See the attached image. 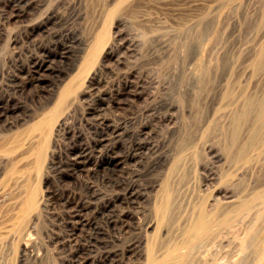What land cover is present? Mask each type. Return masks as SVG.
Wrapping results in <instances>:
<instances>
[{
	"label": "rangeland",
	"instance_id": "rangeland-1",
	"mask_svg": "<svg viewBox=\"0 0 264 264\" xmlns=\"http://www.w3.org/2000/svg\"><path fill=\"white\" fill-rule=\"evenodd\" d=\"M96 1L0 0V107L14 109L13 116L0 113V143L50 110L65 85L73 90L61 117L64 125L51 132L37 174L33 158L25 153L27 142L12 156L0 152V264H146L148 247L154 241L162 248L176 242L199 207L217 225L216 239L200 252L203 264H213L207 263L212 255L214 262L220 258L214 264H253V247L264 238V117H256L264 111V0ZM20 15L25 17L17 20ZM32 21H48L47 31H27ZM103 32L105 40L92 62V41ZM62 47L69 50L65 57ZM33 60L45 62L51 71L40 78L41 84L31 72ZM105 123L120 136L108 147L94 149ZM231 137L240 144L230 145ZM81 145L90 152L86 168L78 173L71 167L76 157L70 155ZM235 148L247 151L238 164L231 159ZM52 157L57 170L50 165ZM112 157L125 158L110 172L103 163ZM12 170L16 173L10 176ZM27 182L38 189V204L21 231L16 218ZM165 192L180 217L174 220L175 232L167 223L159 225L157 204ZM9 208L13 211L3 213Z\"/></svg>",
	"mask_w": 264,
	"mask_h": 264
},
{
	"label": "bare ground",
	"instance_id": "bare-ground-1",
	"mask_svg": "<svg viewBox=\"0 0 264 264\" xmlns=\"http://www.w3.org/2000/svg\"><path fill=\"white\" fill-rule=\"evenodd\" d=\"M98 1V0H97ZM96 1V2H97ZM17 2V1H16ZM100 2V1H99ZM133 3V2H132ZM20 4L21 3H19V7H21L20 6ZM17 6H18V4H17ZM102 7V6H101ZM99 8V7H98ZM110 8V7H109ZM133 9H134V7H133ZM29 10V9H28ZM31 10V9H30ZM19 10H17V12H18ZM23 11V10H22ZM29 12V11H28ZM32 12V11H31ZM91 12H92V10H91ZM19 13V12H18ZM21 13V12H20ZM36 13V12H35ZM25 14V16H26V13H24ZM28 14V13H27ZM32 14V13H31ZM101 14V13H100ZM99 14V15H100ZM109 14V13H108ZM129 14V13H128ZM19 15V14H18ZM55 15V14H54ZM92 15V14H91ZM111 15V14H110ZM132 15V14H131ZM20 16H22V15H20ZM20 16H17L16 18H17V20L18 19H20V18H24L25 16H22V17H20ZM33 16V15H32ZM101 16V15H100ZM15 17V16H14ZM26 17H28V16H26ZM31 17V16H30ZM48 17V16H47ZM46 17V18H47ZM46 18H44V20L46 19ZM52 18V17H51ZM100 18V17H99ZM49 19V18H48ZM47 19V20H48ZM53 20V19H52ZM12 21V20H11ZM26 21H27V19H26ZM48 23V21H41V22H35V24L33 23V21H32V23H28V25H26L25 26V24H23L22 26L24 27H26V29H27V31L29 30V32L30 33H32V34H44L46 31H47V28H46V24ZM98 23V22H97ZM96 23V24H97ZM20 24V23H19ZM51 24V23H50ZM57 24V23H56ZM53 25V24H52ZM21 26V27H22ZM99 26V25H98ZM22 27V28H23ZM47 27H48V25H47ZM49 27H51V26H49ZM54 27V26H53ZM90 27V26H89ZM95 27V26H94ZM56 28H58V27H56ZM53 29V28H52ZM51 29V30H52ZM50 30V29H49ZM67 32V31H66ZM48 33V32H47ZM54 33H56V32H54ZM105 32H103L102 34H99L98 36H95V38L93 39V41H92V44H91V47H90V56H89V60L90 61H92L93 62V58L98 54V52H99V50H100V48H101V45H102V43H103V41L105 40V34H104ZM46 36L48 35V34H45ZM50 35V34H49ZM51 35H54V34H52V32H51ZM31 36V35H30ZM55 36V35H54ZM71 35H69V37H70ZM32 37H34V36H32ZM64 37H65V35H64ZM55 38V37H54ZM56 38H58V34H57V37ZM64 39V38H63ZM72 39V38H71ZM74 39V38H73ZM53 40V39H52ZM58 40V39H57ZM69 40V39H68ZM72 41H74V40H72ZM76 41V40H75ZM80 41V40H79ZM54 42H55V40H54ZM77 42V41H76ZM57 44V43H56ZM70 44V43H69ZM54 45V44H53ZM64 45V44H63ZM66 45V44H65ZM77 45V44H76ZM56 46H59L58 44L56 45ZM72 46V45H71ZM73 46H74V44H73ZM47 47V46H46ZM45 47V48H46ZM51 47H52V45H51ZM64 47V46H63ZM59 48V50L61 51V55L63 56V57H65L66 55H67V53L69 52V50L67 51V49H65V48ZM67 47V46H66ZM42 48V47H41ZM50 48V47H49ZM69 48H70V46H69ZM51 49V48H50ZM71 49H75V48H72L71 47ZM79 49V48H78ZM57 50V49H56ZM40 51H42L41 49H40ZM46 52V51H45ZM48 52H49V50H48ZM71 52V51H70ZM41 53V52H40ZM43 53V52H42ZM47 53V52H46ZM52 54V53H51ZM44 55V54H43ZM46 55V54H45ZM41 56V55H40ZM53 56V55H52ZM75 56V55H74ZM54 57V56H53ZM35 58V57H34ZM44 58V57H43ZM76 58L78 59V57L76 56ZM38 59V58H37ZM36 59V60H37ZM47 59V58H46ZM45 59V60H46ZM55 59V58H54ZM58 59V58H57ZM66 59H67V57H66ZM86 59H87V57H86ZM40 60V59H39ZM49 60V59H48ZM61 60V59H60ZM70 60V59H69ZM72 60V59H71ZM96 59H94V61H95ZM34 61V60H33ZM66 61V60H65ZM31 62V61H30ZM35 62V61H34ZM52 62V61H51ZM63 63H64V61H62ZM70 62V61H69ZM71 62H73V61H71ZM31 63H33V62H31ZM67 63V62H66ZM88 63V62H87ZM86 63V64H87ZM62 64V63H61ZM63 65H65V64H63ZM91 65H92V63H91ZM67 66V65H66ZM65 66V67H66ZM64 67V68H65ZM90 67H92V66H90ZM59 68V67H58ZM88 68H89V64L87 65V66H85V68H84V70H85V72H86V70H88ZM27 69H29V67L27 68ZM52 70H53V68H52ZM83 70V71H84ZM258 70V69H257ZM23 71H25V70H23ZM90 71V70H89ZM28 72V71H27ZM32 74L34 75V76H36L37 78H35V82L36 83H38V84H41V80L42 79H40V78H43V77H45V75H44V73H46V74H48V73H50L51 71L48 69V67L45 65V62H43V61H37V62H35L34 63V65H33V68H32ZM26 73V72H25ZM29 73V72H28ZM52 73H55V72H53L52 71ZM62 73V72H61ZM21 74H22V72H21ZM82 74V73H81ZM207 74V73H206ZM32 75V76H33ZM52 75V74H51ZM64 75V74H63ZM87 75H88V72H87ZM91 75H92V73H91ZM24 76V75H23ZM58 76H60V75H58ZM93 76V75H92ZM95 76H96V74H95ZM21 77V76H20ZM52 76H50V78H51ZM55 77V76H54ZM69 77H71V76H69ZM74 77V76H73ZM94 77V76H93ZM86 78V77H85ZM89 78H90V76H89ZM29 79V78H28ZM49 79V78H48ZM79 79H77V81H78ZM28 81V80H27ZM29 81H30V79H29ZM28 81V82H29ZM94 81V80H93ZM91 82V81H90ZM35 83V84H36ZM72 83H73V81H72ZM79 83V82H78ZM77 83V84H78ZM25 84V83H24ZM27 84V83H26ZM30 84V83H29ZM16 85V84H15ZM19 85V84H18ZM47 85V84H46ZM32 86V85H31ZM31 86H29V87H31ZM34 86V85H33ZM50 86V85H49ZM74 86V85H73ZM79 86V85H78ZM26 87H27V85H26ZM44 87V86H43ZM46 87V86H45ZM18 88H20V87H18ZM24 88V87H23ZM33 88V87H32ZM42 87H40V89H41ZM75 88H76V86H75ZM40 89H39V91H40ZM47 89V88H46ZM27 90L28 89H26V92H27ZM32 90V89H31ZM20 91V90H19ZM49 91V89L47 90V92ZM71 91H73L72 90V87H71V85H70V83H69V85L67 84V86L65 85V87H64V89L59 93V95H58V97H57V100H55V104H53V107L50 109V110H48L45 114H43L42 116H41V118H39L36 122H34L33 124H31L28 128H27V130H25L24 132H22L21 134H19V135H17V136H15V138H13V139H9V141L7 140V142L4 140L3 142H6V143H4V144H2L1 146H0V152L1 153H4V154H6L8 157L9 156H12V154L14 155V153L15 152H18L17 150H20V148H21V145L25 142H27V144H28V147H27V149L25 150V148H24V150H25V153L27 154H29V156L30 157H32L33 159H30V160H34V163L32 162V164H34V168H35V171H36V174H37V172H39L40 170V167H41V165H42V163H43V161H44V158H45V154H46V144H47V142H48V140L50 139V137L49 136H51V132L53 131V129H54V127H56V129H58L59 130V128L61 127H63V125H64V121L65 120H63V118H61L62 116H63V112L65 111V107H66V105H67V102H68V97L70 96V94H72L73 92H71ZM41 92V91H40ZM46 92V93H47ZM15 93V92H14ZM34 93V92H33ZM35 93H37V92H35ZM17 94V93H16ZM30 94V93H29ZM43 94H44V91H43ZM48 94V93H47ZM19 95V94H18ZM21 97H22V95H21ZM27 97V96H26ZM129 98V97H128ZM227 98V97H226ZM117 99V98H116ZM249 99V98H248ZM264 99V98H263ZM7 100V99H6ZM17 100V99H16ZM130 100V99H129ZM5 101V100H4ZM27 101H28V99H27ZM97 101V100H96ZM117 101H119V100H117ZM6 102V101H5ZM12 102V101H11ZM32 102V101H31ZM256 102V101H255ZM254 102V103H255ZM261 102V101H260ZM3 103V102H2ZM10 103V102H9ZM8 103V104H9ZM70 103V102H69ZM119 103H120V101H119ZM229 103V102H228ZM262 103V102H261ZM247 104V106L248 105H250V104H248V103H246ZM252 104V106H253V103H251ZM258 104V103H257ZM260 104V103H259ZM258 104V105H259ZM3 105V104H2ZM13 105H15L16 106V104H14L13 103ZM19 105V104H18ZM20 105H22V104H20ZM24 105V104H23ZM121 105V104H120ZM8 106V105H7ZM10 106L11 105H9V107H7V108H3V107H0V113L1 114H4L5 116H13L14 114V109H11L10 108ZM19 107V106H18ZM23 107V106H22ZM97 107H99V106H97ZM246 107V106H245ZM262 107H263V105H262ZM24 108V107H23ZM102 108V107H101ZM257 108V107H256ZM255 108V109H256ZM45 109H46V107H45ZM93 109V108H92ZM96 109V108H95ZM99 109V108H98ZM98 109H96V110H98ZM244 109V108H243ZM250 109V107H247V110H249ZM254 109V108H253ZM252 109V110H253ZM264 109V108H263ZM262 109V110H263ZM19 110H21V109H19ZM94 110V109H93ZM93 110H91V112L93 111ZM258 110H259V107H258ZM23 111V110H22ZM95 111V110H94ZM238 111H239V109H238ZM251 111V110H250ZM21 112V111H20ZM19 112V113H20ZM98 112V111H97ZM235 112V111H234ZM240 112V111H239ZM242 112H244L243 110H242ZM248 112V111H247ZM18 113V112H17ZM23 113H24V111H23ZM94 113V112H93ZM96 113V112H95ZM257 113V112H256ZM26 114V113H25ZM240 114V113H239ZM238 114V115H239ZM245 114V113H244ZM258 114V113H257ZM37 115V114H36ZM93 115V114H92ZM237 115V117H238V119H240L239 118V116ZM17 116V115H16ZM20 116H22V115H20ZM26 116H29V115H26ZM39 116V115H38ZM68 116V115H67ZM98 116V115H97ZM96 116V117H97ZM100 116V115H99ZM23 117V116H22ZM250 117L251 116H249V119H250ZM257 117V119H260V121H261V119H263V117H264V111L263 112H261L260 114H258V116H256ZM3 118H5V117H3ZM98 118V117H97ZM235 118H236V115H235ZM234 118V119H235ZM253 118V117H252ZM5 119H7V118H5ZM16 119H17V117H16ZM25 119V118H24ZM96 119V118H95ZM104 119V118H103ZM237 119V118H236ZM243 119V118H242ZM10 120V119H9ZM246 120V119H245ZM247 120H248V118H247ZM252 120V119H251ZM1 121H4L3 123H5V120L4 119H1ZM95 121V120H94ZM94 121H93V123H94ZM234 120H232V123H234L233 122ZM255 121V120H254ZM258 121V120H257ZM264 121V120H263ZM7 122V121H6ZM28 122V121H27ZM102 122V121H101ZM101 122H100V124H101ZM239 122H240V120H239ZM249 122V121H248ZM259 122V121H258ZM11 123V122H10ZM96 123H97V121H96ZM103 123H104V121H103ZM106 123H108V122H106ZM105 123V129H101V130H99L98 131V136H97V139H96V141L94 142V144H92L93 145V147L92 148H94V149H97V148H105L109 143H111V142H116L117 141V139L119 138V136H118V132H116V131H113V128H111V126H110V128L112 129H110L109 128V126H108V124H106ZM230 123V122H229ZM259 123H261V122H259ZM264 123V122H263ZM9 123H7V125H8ZM98 124V123H97ZM236 124H238V123H236ZM244 124H245V122H244ZM3 125H5V124H3ZM7 125H5L6 127H7ZM110 125V124H109ZM246 125V124H245ZM248 125V124H247ZM252 125H253V122H252ZM263 125V124H262ZM10 126V125H9ZM96 126V125H95ZM94 125H93V127H95ZM99 126V125H98ZM101 126V125H100ZM99 126V127H100ZM250 126V125H249ZM255 126H257V125H255ZM98 127V128H99ZM262 127V126H261ZM101 128V127H100ZM119 128V127H118ZM212 128V127H211ZM243 128H244V126H243ZM246 128V127H245ZM250 128H252V127H250ZM94 129V128H93ZM255 129H257V128H255ZM254 129V130H255ZM260 129V128H259ZM119 130V129H118ZM217 130V129H216ZM237 130H239V128L237 129ZM236 130V131H237ZM241 130H243L242 129V127H241ZM249 130V129H248ZM97 131V130H96ZM95 131V132H96ZM120 131V130H119ZM122 131V130H121ZM235 131V129L232 131V132H234ZM256 131V130H255ZM258 131V130H257ZM257 131H256V133H257ZM58 132V131H57ZM94 132V133H95ZM232 132H231V134H232ZM263 131H260V133H262ZM121 133V132H120ZM123 133V132H122ZM141 133V132H140ZM203 133V132H202ZM236 133H238V132H236ZM239 133H240V131H239ZM245 133H246V131H245ZM264 133V132H263ZM52 134H54V132L52 133ZM213 134V133H212ZM234 134H235V132H234ZM251 134H252V132H251ZM97 135V134H96ZM95 135V136H96ZM147 135H148V133H147ZM210 135V134H209ZM228 135V134H227ZM238 135V134H237ZM249 135H250V133H249ZM254 136H250V137H252V138H254V140L257 138V134L255 135V134H253ZM261 135H263V134H261ZM124 136H126V135H124ZM229 136H231V135H229ZM228 136V137H229ZM234 136V135H233ZM235 136H236V134H235ZM264 136V135H263ZM249 137V138H250ZM258 137H260V136H258ZM49 138V139H48ZM96 138V137H95ZM94 138V139H95ZM142 138V137H141ZM233 137H231V138H228L229 139V143H230V145H234V143H236V145H237V142L236 141H234V143H233V139H232ZM236 138V137H235ZM261 138V137H260ZM93 139V140H94ZM129 139V138H128ZM134 139V138H133ZM136 139V138H135ZM140 139V138H139ZM209 139V138H208ZM238 139V138H237ZM237 139H235V140H237ZM79 141H80V139H78ZM137 140V139H136ZM232 140V141H231ZM244 140V139H243ZM249 140L250 139H248V142H247V144L249 143ZM86 141V140H85ZM231 141V142H230ZM242 141V140H241ZM3 142H1V143H3ZM31 142V143H30ZM81 142V141H80ZM93 142V141H92ZM245 142V141H244ZM0 143V144H1ZM76 143V142H75ZM135 143V142H134ZM180 143V142H179ZM264 143V142H263ZM87 144V143H86ZM238 144H240L239 142H238ZM243 144V143H242ZM246 144V143H245ZM250 144H252V142L250 143ZM254 144V143H253ZM253 144H252V146H253ZM25 145V144H24ZM80 145V144H79ZM91 145V146H92ZM115 145V144H114ZM113 145V146H114ZM140 145V144H139ZM146 145V144H145ZM184 145V144H183ZM264 145V144H263ZM82 146V145H81ZM141 146V145H140ZM227 146H229L228 144H227ZM239 146V145H238ZM244 146V145H243ZM246 146V145H245ZM251 145H249V147H250ZM108 147V146H107ZM112 147V146H111ZM117 147H118V145H117ZM133 147H135V146H133ZM145 147V146H144ZM182 147V146H181ZM237 147V146H236ZM248 147V148H249ZM185 148H187V147H185ZM198 148H199V146H198ZM228 148V147H227ZM237 148H239V147H237ZM247 147L245 148V150H247L248 149ZM251 148H253V147H250V149L249 150H251ZM254 148H256L255 146H254ZM78 149V148H77ZM107 149V148H106ZM105 149V150H106ZM118 149V148H117ZM135 149V148H134ZM138 149H139V147H138ZM141 149H143V148H141ZM179 149V148H178ZM229 149H231V148H229ZM236 149V148H235ZM243 149V148H242ZM24 150H23V152H24ZM75 150H76V148H75ZM73 151V150H71V151H73V152H71V155L70 156H72V157H76L75 158V162L73 163V164H71V167H72V170L73 171H77L78 173L79 172H81V173H83V171H84V169L86 168V167H84V165H85V163L88 161V148H86V146H82L80 149H78V150H76V151ZM115 150H116V148H115ZM119 150V149H118ZM117 150V151H118ZM231 150H233V148L231 149ZM237 150V149H236ZM244 149L243 150H239V152H238V150H237V152H235V150L234 151H232V152H234V154H233V156H232V160H234L235 162L236 161H240L241 162V159H243L244 158V156H246L245 155V152H247V151H245ZM256 150H257V148H256ZM139 151V150H138ZM177 151V150H176ZM184 151V150H183ZM183 151H181V152H183ZM251 151H253V149L251 150ZM255 151V150H254ZM90 152V151H89ZM180 152V151H179ZM181 152H180V154H181ZM187 152V151H186ZM228 152H229V150H228ZM232 152H230V157H231V155H232ZM23 154V155H26V154ZM107 153V152H106ZM137 153V152H136ZM259 153V152H258ZM16 154V153H15ZM108 154H110V153H108ZM119 154H121V153H119ZM201 154V153H200ZM252 154V153H251ZM256 154V153H255ZM21 155V154H20ZM112 155V154H111ZM113 155H115L114 153H113ZM117 155V154H116ZM124 155V154H123ZM122 155V156H123ZM125 155H126V153H125ZM141 155V154H140ZM191 155V154H190ZM258 156H260V155H262L261 153H260V155L259 154H257ZM92 156V155H91ZM193 156V155H192ZM250 156V155H249ZM252 156V155H251ZM264 156V155H263ZM262 156V157H263ZM93 157V156H92ZM109 157V156H108ZM130 157V156H129ZM183 157V156H182ZM200 157V156H199ZM90 158V157H89ZM94 158V157H93ZM125 157H112V158H107L108 160L107 161H105L104 163H103V165H104V167H105V169L107 170V171H110V172H113V171H115L116 170V168H117V166L119 165V163H121L122 162V160L124 159ZM139 158H140V156H139ZM185 158V157H184ZM183 158V159H184ZM258 158V157H257ZM53 157H52V161L50 162V165H51V167L52 168H54L56 165L55 164H53L52 162H53ZM69 159V158H68ZM71 159V158H70ZM131 159V158H130ZM133 159V158H132ZM254 159V158H253ZM256 159V158H255ZM162 160V159H161ZM181 160V159H180ZM246 161H247V159H245ZM12 161V160H11ZM95 161V160H94ZM137 161V160H136ZM231 161V160H230ZM234 161H232L231 162V164H233V162ZM250 161V160H249ZM253 161V160H252ZM263 161V160H262ZM22 162V161H21ZM61 162H63V161H61ZM89 162H91V161H89ZM124 162V161H123ZM122 162V163H123ZM126 162H128V161H126ZM135 162V161H134ZM133 162V163H134ZM193 162V161H192ZM55 163V162H54ZM58 163V162H57ZM97 163H99V161L97 162ZM131 163V162H130ZM249 163V162H248ZM264 163V162H263ZM88 164V163H87ZM93 164V163H92ZM91 164V166H93ZM100 164V163H99ZM164 164V163H163ZM167 164V163H166ZM235 164H238L237 162L235 163ZM7 165V164H6ZM27 165H30V164H27ZM98 165V164H97ZM183 165V164H182ZM21 166V165H20ZM25 166H26V164H25ZM87 166V165H86ZM95 166V165H94ZM93 166V167H94ZM180 166V165H179ZM194 166V165H193ZM260 166V165H259ZM7 167V166H6ZM19 167V166H18ZM51 167H50V169H51ZM89 167V166H88ZM92 167V168H93ZM103 167V166H102ZM176 167H178V165L176 166ZM181 167V166H180ZM221 167V166H220ZM22 168V167H21ZM49 168V167H48ZM56 168V167H55ZM91 168V167H90ZM89 168V169H90ZM173 168V167H172ZM19 169V168H18ZM176 169V168H175ZM242 169V168H241ZM246 169H247V167H246ZM17 170V169H16ZM56 170H57V168H56ZM56 170H53V171H56ZM59 170H60V168H59ZM58 170V171H59ZM71 170V171H72ZM101 170V169H100ZM183 170H185L184 168H183ZM50 171V170H49ZM58 171H56V173L58 172ZM67 171V170H66ZM177 171V170H176ZM65 172V171H64ZM97 172V171H96ZM168 172V171H167ZM190 172V171H189ZM237 172V171H236ZM244 172H246V171H244ZM248 172V171H247ZM9 173H10V176L11 175H13V174H15L16 172H15V170H12L11 172L9 171ZM54 173V172H53ZM55 173V174H56ZM61 173V172H60ZM60 173H58L59 174V176H60ZM77 173V174H78ZM80 173V174H81ZM95 173V172H94ZM101 173V172H100ZM242 173V172H241ZM264 173V172H263ZM63 174V173H62ZM86 174V173H85ZM89 174V173H88ZM92 175H93V173H91ZM98 174H99V172H98ZM102 174H104L103 172H102ZM174 174V173H173ZM246 174V173H245ZM64 175V174H63ZM75 175V174H74ZM73 175V176H74ZM79 175V174H78ZM254 175V174H253ZM25 176V175H24ZM32 177L34 176V175H31ZM72 176V175H71ZM83 176V175H82ZM86 176H87V174H86ZM228 176V175H227ZM226 176V177H227ZM17 177H19V176H17ZM58 177V176H57ZM67 177V176H66ZM69 177V176H68ZM180 177V176H179ZM10 178V177H9ZM59 178V177H58ZM63 178V177H62ZM71 178V177H70ZM14 179H16V178H14ZM24 179H26V178H24ZM23 179V180H24ZM29 179V178H28ZM63 179H65V178H63ZM161 179H163V178H161ZM32 180V179H31ZM218 180V179H217ZM257 180V179H256ZM12 181H13V179H12ZM16 181V180H15ZM19 181V180H18ZM214 181V180H213ZM32 182H34V181H32ZM14 183V182H13ZM24 183V182H23ZM28 183V182H27ZM168 183V182H167ZM173 183V182H172ZM184 183V182H183ZM11 185H12V183H10ZM9 184V185H10ZM21 184V183H20ZM32 183H28L25 187H24V191H23V196H24V198H22V199H20V200H22V202H21V204H20V207L18 208L19 210H18V213H17V218H16V220H17V223H18V225H17V227L19 228V229H21V227L23 226V224L25 223V218H26V215L30 212V211H32V210H34V209H36L37 208V204H38V201H37V198H38V189L37 188H35L33 185H31ZM33 184H35V183H33ZM170 184V183H169ZM168 184V185H169ZM219 184V183H218ZM258 184V183H257ZM148 185V184H147ZM13 186V185H12ZM170 186V185H169ZM253 186V185H252ZM20 187V186H19ZM262 187V186H261ZM7 188V187H6ZM136 188V187H135ZM170 188V187H169ZM254 188V187H253ZM256 188V187H255ZM259 188V187H258ZM9 189V188H8ZM21 189V188H20ZM162 189H163V186H162V188H161V191H162ZM166 190L168 189V186H166V188H165ZM191 189V188H190ZM260 189V188H259ZM165 190V191H166ZM188 190V189H187ZM7 191V190H6ZM133 191V190H132ZM163 191H164V189H163ZM171 191V190H170ZM251 191V190H250ZM15 192V191H14ZM131 192V191H130ZM139 192V191H138ZM149 192V191H148ZM208 192V191H207ZM238 192V191H237ZM141 193V192H140ZM170 193V192H169ZM257 193V192H256ZM263 193V192H262ZM261 193V194H262ZM13 194V193H12ZM19 194V193H18ZM122 194V193H121ZM149 194V193H148ZM174 194V193H173ZM16 195V194H15ZM22 195V194H21ZM142 195V194H141ZM126 196V195H125ZM155 196V195H154ZM162 196V195H161ZM237 196V195H236ZM252 196V195H251ZM134 197V196H133ZM159 197V196H158ZM10 198V197H9ZM12 198V197H11ZM132 198V197H131ZM149 198H150V196H149ZM174 197H172V199H173ZM189 198V197H188ZM202 198V197H201ZM242 198V197H241ZM151 199V198H150ZM226 199V198H225ZM253 199H257L256 197L255 198H252V200ZM261 199H262V202H263V205H264V193H263V195L261 196ZM261 199H260V201H261ZM159 200H160V197H159ZM9 201V200H8ZM148 201V200H147ZM158 201V200H157ZM173 201V200H172ZM177 201V200H176ZM207 201V200H206ZM245 201V200H244ZM259 201V200H258ZM257 201V202H258ZM18 202V201H17ZM159 202V201H158ZM203 202V201H202ZM213 202V201H212ZM246 202V201H245ZM252 202V201H251ZM250 202V203H251ZM16 203V202H15ZM244 203V202H243ZM243 203H242V205H243ZM249 203V201H248V205L250 204ZM261 203V202H260ZM175 204V203H174ZM177 204V203H176ZM175 204V205H176ZM198 204V203H197ZM206 204V203H205ZM252 204V203H251ZM254 204V203H253ZM257 204H259V203H256V205ZM10 205V204H9ZM131 205V204H130ZM230 205V204H229ZM245 205V204H244ZM156 206V205H155ZM15 207V206H14ZM13 207V208H14ZM17 207V206H16ZM15 207V208H16ZM204 207H206V206H204ZM209 207H212V206H209ZM226 207H228V206H226ZM240 207H241V205H240ZM245 207H248V206H246L245 205ZM245 207H244V209H245ZM253 207V206H252ZM256 207V206H255ZM262 207H264V206H262ZM13 208H9L8 209V212L7 211H3V213H5V214H7V213H9V212H12L13 211ZM14 208V209H15ZM81 208V207H80ZM113 208V207H112ZM176 206H174L173 205V203H171V201H170V197H169V194L168 193H166L165 192V194L161 197V201L159 202V205L157 204V217H158V221H159V225H161V224H164V223H167V225H168V228L170 227V229H172V228H174L173 227V225H174V220L176 219V213H174V211L176 210ZM180 208V207H179ZM216 208V207H215ZM221 208V207H220ZM230 208V207H229ZM233 208V207H232ZM110 209V208H109ZM191 209V208H190ZM189 209V210H190ZM194 209V208H193ZM197 209V208H196ZM208 209V208H207ZM252 209V208H251ZM178 210V209H177ZM211 210V209H210ZM226 210H227V208H226ZM238 210L240 211V209L238 208ZM247 210V209H246ZM179 211V210H178ZM181 211V210H180ZM216 211V210H215ZM225 211V210H224ZM223 211V212H224ZM260 211V210H259ZM78 212V211H77ZM182 212V211H181ZM191 211H189V213H190ZM195 212H196V210H195ZM213 212V211H212ZM211 212V215L213 214ZM241 212H243V211H241ZM256 212V211H255ZM254 212V213H255ZM75 213H76V211H75ZM80 213V212H79ZM183 213V212H182ZM188 213V214H189ZM222 213V212H221ZM174 214V215H173ZM179 214V213H178ZM187 214V213H186ZM191 214H193V213H191ZM206 214H207V212H206ZM206 214H204V212H203V208L202 209H200V207H199V211L196 213V214H194L193 216H192V218L189 216V218H188V220H189V223H188V225H187V228H182L183 229V231H182V229H181V232L179 231V229L181 228V227H179V229L178 228H176V229H178V233L180 232L181 234L179 235L178 233V237H174L177 241L176 242H173V243H170L169 245H167V246H163L164 248H162L161 246H159V245H157V246H159V247H155L154 245H156V241H154L153 242V244L154 245H150L149 247H148V249H147V257H146V259H147V262H146V264H167V263H169L170 262V264H203L204 262H203V259L201 258V255H200V252H201V250H202V248L204 247V246H209L210 244H211V241L212 240H214V239H216L215 238V236L216 235H214V233H215V228H216V226L217 225H215V222H212V220H211V218L209 217L210 216V214H209V216L208 215H206ZM218 214H219V212H218ZM3 216H4V214H2ZM73 215H74V213H73ZM81 215V214H80ZM182 215V214H181ZM216 215V214H215ZM214 215V216H215ZM254 215V214H253ZM5 216H7V215H5ZM4 216V217H5ZM11 216V215H10ZM82 216V215H81ZM81 216H79V217H81ZM178 217H179V215H177ZM219 216H221V215H219ZM231 216V215H230ZM229 216V217H230ZM76 217H77V215H76ZM149 217V216H148ZM156 217V216H155ZM209 217V218H208ZM213 217V216H212ZM241 217H243V216H241ZM260 217V216H259ZM180 218V217H179ZM225 218H227L226 216H225ZM249 218V217H248ZM1 219H2V216H1ZM12 219V218H11ZM72 219H73V217H72ZM77 219V218H76ZM214 219V218H213ZM215 219H217V218H215ZM231 219V218H230ZM262 219V218H261ZM264 219V218H263ZM261 220L262 222H264V220ZM5 220V219H4ZM218 220V219H217ZM224 220H226L227 221V219H224ZM253 220V219H252ZM221 221V220H220ZM176 222V221H175ZM218 222V221H217ZM83 223H85V222H83ZM185 223V222H184ZM187 223H185V224H187ZM230 223V222H229ZM248 223V222H247ZM253 223V222H252ZM155 224V223H154ZM181 224H182V222L180 223V226H181ZM220 224V223H219ZM224 224V223H223ZM228 224V223H227ZM83 224H80V226H82ZM226 225V224H225ZM151 226H153V225H151ZM166 226V225H165ZM164 226V227H165ZM224 226V225H223ZM222 226V227H223ZM24 227V226H23ZM163 227V226H162ZM164 227L163 228H161V229H164ZM183 227H186V225L185 226H183ZM219 227V226H218ZM85 228V227H84ZM159 228H160V226H159ZM264 229V226L263 227H261V229ZM16 229V228H15ZM150 229V228H149ZM160 229V230H161ZM18 229H16V231H17ZM167 230V229H166ZM169 230V229H168ZM217 230H218V228H217ZM255 230V229H254ZM21 231H22V229H21ZM158 231V230H157ZM172 231H173V229H172ZM231 231V230H230ZM253 231V230H252ZM264 231V230H263ZM166 232V231H165ZM174 232H175V228H174ZM173 232V233H174ZM219 232H220V230H219ZM223 232V231H222ZM259 232H260V230H259ZM218 232L216 231V234H217ZM25 234V233H24ZM80 234V233H79ZM162 234V233H161ZM254 234H255V232H254ZM256 234H258V233H256ZM165 235V234H164ZM233 235V234H232ZM157 236V235H156ZM180 236V237H179ZM228 236V235H227ZM148 237V236H147ZM165 237V236H164ZM217 237V236H216ZM255 237H257V236H254V238ZM262 237V236H261ZM264 237V236H263ZM152 238V237H151ZM177 238H179V239H177ZM214 238V239H213ZM80 239V238H79ZM153 239V238H152ZM90 240V239H89ZM154 240V239H153ZM172 240V239H171ZM171 240H170V242H171ZM148 241V240H147ZM157 241H159V242H161L160 240H157ZM165 241V240H164ZM175 241V240H174ZM227 241V240H226ZM89 242V241H88ZM151 242V241H150ZM149 242V243H150ZM158 242V243H159ZM251 242V241H250ZM94 243V242H93ZM148 243V244H149ZM157 243V244H158ZM165 243V242H164ZM214 243V242H213ZM254 243V242H253ZM166 244V243H165ZM251 245H253L252 244V242L250 243ZM143 245V244H142ZM219 245V244H218ZM83 246V245H82ZM86 246V245H85ZM106 246V245H105ZM235 246V245H234ZM255 246V245H254ZM76 248V247H75ZM90 248V247H89ZM137 248V247H136ZM140 248V247H139ZM159 248V249H158ZM206 248V250L208 249L207 247H205ZM226 248V247H225ZM249 248V247H248ZM84 249V248H83ZM86 249V248H85ZM85 249H84V251H85ZM250 249V248H249ZM253 249H255L254 250V257H253V260H254V263L253 264H264V238L262 239L261 238V240H260V242L255 246V247H253ZM87 250H88V248H87ZM145 250H146V248H145ZM235 250V249H234ZM77 251V250H76ZM131 251V250H130ZM134 251V250H133ZM207 251H209V250H207ZM232 251H233V249H232ZM75 252V251H74ZM83 252V251H82ZM86 252V251H85ZM88 252V251H87ZM143 252H145V251H143ZM228 252V251H227ZM81 253V252H80ZM138 253V252H137ZM158 253H160V254H158ZM212 253H213V250H212ZM211 253V254H212ZM225 253V252H224ZM82 254H84V253H82ZM114 254V253H113ZM117 254V253H116ZM119 254V253H118ZM214 254V253H213ZM229 254H231V253H229ZM228 254V255H229ZM234 254V253H233ZM232 254V255H233ZM239 254V253H238ZM77 255V257H79L78 256V254H76ZM81 255V254H80ZM85 255V254H84ZM87 255V254H86ZM123 255V254H122ZM129 255H131V254H129ZM139 255V254H138ZM144 255V254H143ZM228 255H227V257H228ZM244 255V254H243ZM137 256V255H136ZM206 256H210V254L209 255H206ZM218 256H220V255H218ZM230 256V255H229ZM116 257V256H115ZM142 257V256H141ZM225 257V256H224ZM235 257V256H234ZM244 257V256H243ZM247 257V256H246ZM229 258H231V256L229 257ZM249 257H247V259H248ZM140 259H142V258H140ZM143 259H144V257H143ZM145 259V260H146ZM220 258H218V260H219ZM224 259V258H223ZM232 259V258H231ZM242 259V258H241ZM80 260H82L81 258H80ZM79 260V261H80ZM87 260V259H86ZM205 260V259H204ZM214 260H215V258H213V255H212V257H209V259H207V263H209V262H211L212 261V263L214 264V263H216V261H218V260H216L215 262H214ZM252 260V261H253ZM111 261V260H110ZM220 261V260H219ZM251 261V260H250ZM247 262V261H246ZM90 263V262H89ZM145 263V262H144ZM143 263V264H144ZM220 263V262H219ZM227 263V262H226ZM82 264V263H81ZM221 264V263H220ZM224 264V263H223ZM231 264V263H230ZM246 264V263H245ZM248 264V263H247ZM250 264H251V262H250Z\"/></svg>",
	"mask_w": 264,
	"mask_h": 264
}]
</instances>
